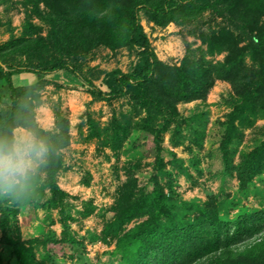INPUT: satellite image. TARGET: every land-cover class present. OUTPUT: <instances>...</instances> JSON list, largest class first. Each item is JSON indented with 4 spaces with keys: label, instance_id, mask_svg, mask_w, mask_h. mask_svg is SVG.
<instances>
[{
    "label": "trees",
    "instance_id": "16d2710c",
    "mask_svg": "<svg viewBox=\"0 0 264 264\" xmlns=\"http://www.w3.org/2000/svg\"><path fill=\"white\" fill-rule=\"evenodd\" d=\"M23 5L31 7L28 17L35 15L48 27L42 36L35 34V28L27 22L19 37L0 45V62L5 65L4 70L0 68V80L6 85L10 101L0 109V137L12 135L15 128L36 129L50 146L41 168V187L48 190L49 197L41 207L46 212L57 209L62 236L58 240L50 233L40 241L42 259L54 262L55 255L47 252L48 245L73 247L78 242L67 232L70 216L66 193L56 181L63 167L61 150L70 141L69 124L59 115L51 131L36 124L33 104L38 100L39 82L57 71L76 75L70 63L98 48L111 52L127 48L136 52L137 62L130 73L115 70L107 74L103 85L108 92L103 93L83 78L93 99L109 102L126 97L131 106L126 115L119 120L113 118L102 128L91 118L86 119L88 137L95 139L100 149L119 151L128 137L138 131L147 132L152 143L151 190H137L133 168L128 170L131 174L127 171L126 181L117 191L113 222L102 230V241L106 237L118 239L115 252L109 255L110 264H264V210L231 219L223 210L224 204L213 196L205 202H180L170 183L168 192L163 191L158 180L170 175L164 170L160 144L161 133L168 124L157 127L155 122H170L178 115V103L204 100L215 81L227 82L236 100L226 117L222 162L228 175L235 171L239 192L250 193L253 178L264 172V131L258 145L235 166H230L227 150L241 136L240 128L251 127L256 118H264V0H25ZM140 14L156 27L212 23L217 17L222 26L200 31L204 49L187 48L178 65H167L158 60L151 48ZM222 54L223 60H212ZM14 55L23 56L24 62L17 66L7 64L5 59ZM23 72L33 74L37 81L15 87L12 75ZM141 114L144 118L132 120V116ZM28 196L15 204L0 200L1 241L9 253L5 264L41 263L34 260L30 246L11 236L18 232L13 223L20 208L29 201ZM134 219L137 221L133 226L120 235L122 227Z\"/></svg>",
    "mask_w": 264,
    "mask_h": 264
},
{
    "label": "rangeland",
    "instance_id": "374dc122",
    "mask_svg": "<svg viewBox=\"0 0 264 264\" xmlns=\"http://www.w3.org/2000/svg\"><path fill=\"white\" fill-rule=\"evenodd\" d=\"M24 2L3 0L1 3L0 45L19 37L27 22L35 28V34H46L48 26L35 15L29 14L28 17L31 7L24 6ZM39 8L43 9L41 5ZM139 16L156 57L167 65H178L187 48L204 49L199 39L200 31L222 26V20L217 17L212 23L201 21L184 27L171 23L166 27H156L142 14ZM223 58L224 54L212 60L221 61ZM5 60L7 64L17 66L24 62V57L14 55ZM136 62L137 55L132 49L122 48L111 52L98 48L92 54L70 63L76 75L57 71L45 75L39 82L36 91L38 100L33 104L36 124L51 131L57 115L66 118L69 124L70 141L61 150L63 167L56 181L58 187L66 193V210L70 216L67 232L78 242L73 247L48 245L47 252L55 255L54 262L48 263L42 259L44 249L40 241L50 236V233L59 240L62 226L57 209L47 213L41 207L48 199L49 192L41 187L44 173L40 169L34 180L33 191L28 196L29 201L16 214L13 224L18 232L11 234L12 238H18L32 248L34 260L40 264H110L109 255L115 252L118 239L106 237L102 241V230L113 222L117 191L126 181L127 171L133 168L131 173L137 190H151L149 176L152 174L154 158L150 135L147 132H134L119 151H111L100 149L98 142L88 137L86 125L89 117L102 128L111 123L113 118L119 120L126 115L131 111V106L126 97L109 102L93 99L83 78L106 93L108 89L103 83L107 74L115 70L130 73ZM0 68L4 70L5 65ZM11 80L15 87L29 86L37 81L33 74L27 72L14 74ZM235 100L234 91L227 82L215 81L204 100L178 103V115L170 122L155 119L157 127L161 123L168 124L166 131L161 133L160 144L164 170L170 175L158 180L163 191L168 192L167 184L170 183L175 199L180 202H205L213 196L216 202L224 204L223 210L228 211L231 219L240 214L264 210V172L253 178L250 193L242 194L238 189L235 171H230L231 175H228L222 162L226 117ZM9 102L6 85L0 80V109L8 106ZM140 118H144V115L132 116L135 122ZM239 130V139L228 146L230 166L238 164L244 154L252 151L262 140L264 118H256L251 127ZM25 132L24 129L15 128L12 135ZM134 144L136 146L128 150ZM128 173L131 174L130 171ZM135 221L137 219L125 224L120 235L128 231ZM33 239H38L39 243H30ZM8 254V247L3 245L0 232L1 263L5 264Z\"/></svg>",
    "mask_w": 264,
    "mask_h": 264
},
{
    "label": "clouds",
    "instance_id": "9594fccd",
    "mask_svg": "<svg viewBox=\"0 0 264 264\" xmlns=\"http://www.w3.org/2000/svg\"><path fill=\"white\" fill-rule=\"evenodd\" d=\"M50 146L36 129L0 137V200L21 203L33 191L34 180L45 165Z\"/></svg>",
    "mask_w": 264,
    "mask_h": 264
},
{
    "label": "crops",
    "instance_id": "0c3cea01",
    "mask_svg": "<svg viewBox=\"0 0 264 264\" xmlns=\"http://www.w3.org/2000/svg\"><path fill=\"white\" fill-rule=\"evenodd\" d=\"M17 77H18V76H17ZM17 81H19V80H17ZM19 84L22 85L23 83H20V82H19Z\"/></svg>",
    "mask_w": 264,
    "mask_h": 264
}]
</instances>
